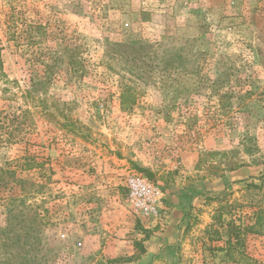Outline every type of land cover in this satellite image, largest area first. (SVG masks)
<instances>
[{"label":"rangeland","instance_id":"rangeland-1","mask_svg":"<svg viewBox=\"0 0 264 264\" xmlns=\"http://www.w3.org/2000/svg\"><path fill=\"white\" fill-rule=\"evenodd\" d=\"M0 63L1 121L20 115L0 165L42 164L17 170L7 236L0 206V264H132L110 253L142 237L131 175L203 192L150 264H234L227 223L264 210V0H0ZM243 251L264 264V236Z\"/></svg>","mask_w":264,"mask_h":264},{"label":"trees","instance_id":"trees-1","mask_svg":"<svg viewBox=\"0 0 264 264\" xmlns=\"http://www.w3.org/2000/svg\"><path fill=\"white\" fill-rule=\"evenodd\" d=\"M70 64H74L73 60H70ZM0 77H3L2 74V66L0 63ZM6 84H8V81L4 80ZM26 94H29L27 92ZM125 93H122L121 95V106L125 108L128 104H133L134 100L132 99H126ZM123 108V109H124ZM23 112V111H22ZM20 116V115H19ZM15 113L12 115H7L3 119L4 121H1L0 118V147L4 144H8L11 140V134H12V127H17L18 125V117ZM16 168L12 169L9 164L0 165V206L3 208L4 211V222L6 223V226L4 227V233L3 235L7 236L9 233V206L10 201H13L17 198H19L18 203L23 204V197L25 194H23V187L19 189V194H16V196H13L11 190L14 187H17L16 184L20 183L21 180H18L16 178L17 170L20 169V171H29L35 168L42 167V164L38 163L37 160L34 158H30V156H21L17 158L16 161ZM13 183V185H12ZM37 189L40 188V186H36ZM222 215L219 213L216 217H214V220L216 223L221 224L222 221ZM140 221V220H139ZM138 221L137 230L141 233L142 238L140 240H136L134 242V250L137 253V256L142 255L145 253V249L143 247V242L147 241L150 238V235L152 234L151 231L145 229L142 227L140 222ZM215 235L217 236L216 239L220 238V235L215 232ZM248 235H262L264 236V210H257L254 213V222L252 225L246 226V227H240L236 226L233 222L227 223V239L225 240L224 244L225 246L220 249V251H224L225 255L224 257L226 260L234 263V264H256L255 261L251 260L246 254H244L243 246L246 236ZM4 245H0V248ZM137 256L135 258H137ZM135 258H127L125 260H121L120 262L126 263L131 260H134ZM118 260H112V263H117Z\"/></svg>","mask_w":264,"mask_h":264},{"label":"crops","instance_id":"crops-1","mask_svg":"<svg viewBox=\"0 0 264 264\" xmlns=\"http://www.w3.org/2000/svg\"><path fill=\"white\" fill-rule=\"evenodd\" d=\"M186 187L183 184H178L163 190L165 215L159 221L153 220L149 222L151 225H148V223L142 225V227L151 231L152 234L147 241L142 243L145 253L135 258L132 264H150L155 258L165 256L171 248L176 246L182 230L186 226L188 215L190 216L194 212L196 202L202 199V191L194 193L192 191L193 188ZM138 236L137 234L135 235L136 238ZM132 243V241H114V247L110 252L111 258H123L134 255L135 250Z\"/></svg>","mask_w":264,"mask_h":264},{"label":"built area","instance_id":"built-area-1","mask_svg":"<svg viewBox=\"0 0 264 264\" xmlns=\"http://www.w3.org/2000/svg\"><path fill=\"white\" fill-rule=\"evenodd\" d=\"M126 199L132 213L139 220L159 221L165 215L163 194L160 188L139 175H131L126 180Z\"/></svg>","mask_w":264,"mask_h":264}]
</instances>
